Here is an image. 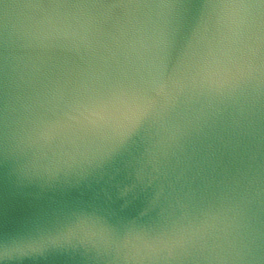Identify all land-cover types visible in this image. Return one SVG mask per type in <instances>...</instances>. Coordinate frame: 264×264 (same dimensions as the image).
<instances>
[{"label":"water","instance_id":"1","mask_svg":"<svg viewBox=\"0 0 264 264\" xmlns=\"http://www.w3.org/2000/svg\"><path fill=\"white\" fill-rule=\"evenodd\" d=\"M0 264H264V0H0Z\"/></svg>","mask_w":264,"mask_h":264}]
</instances>
